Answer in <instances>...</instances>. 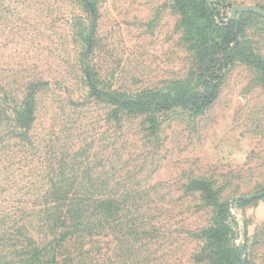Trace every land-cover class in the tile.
Here are the masks:
<instances>
[{"label": "rangeland", "instance_id": "obj_1", "mask_svg": "<svg viewBox=\"0 0 264 264\" xmlns=\"http://www.w3.org/2000/svg\"><path fill=\"white\" fill-rule=\"evenodd\" d=\"M175 1L0 0V97L35 104L29 141L1 145L6 259L33 246L37 264H264V18L231 19L233 7L264 0H203L217 26L238 23L248 59L224 64L200 110L195 99L213 84L188 29L210 22L198 4L186 24ZM207 26V45L220 42ZM91 85L179 104L115 110ZM53 184L73 199L40 227L30 206ZM219 206L228 231L210 240Z\"/></svg>", "mask_w": 264, "mask_h": 264}, {"label": "trees", "instance_id": "obj_2", "mask_svg": "<svg viewBox=\"0 0 264 264\" xmlns=\"http://www.w3.org/2000/svg\"><path fill=\"white\" fill-rule=\"evenodd\" d=\"M203 5L205 6V2L203 0H176L175 6L178 8L184 17V22L187 24L188 14H189V7L191 5ZM195 13L200 14V18L209 21L210 23H206L205 26L202 27H194L192 23H190V29H188V34L190 36H195L199 42L194 43L197 46V55H198V62L202 64L205 67V70L203 73L208 75L207 78L208 84L211 85L210 94H207L206 96H199L197 99H195L197 105V109L200 110L207 106L214 98L216 94V86L218 85V82L221 79V73L222 69L224 67V64H227L232 60V57L240 56V58H243L244 60L248 59L243 55V53H240V44L237 42L236 39V29L238 28V31L241 32V28L239 27L238 23L236 21H230L229 25L227 27H220L217 26L213 21V13H211L208 9H202L201 11L198 10ZM247 14H253L247 12ZM208 18V20H207ZM210 25V28H213L214 30H220L222 31V40L214 41L211 45H207V42L204 40L205 32L207 31L208 26ZM189 28V27H187ZM195 30V31H194ZM189 36V37H190ZM191 39V38H190ZM202 39V40H200ZM202 41V42H201ZM205 43V44H204ZM235 43V44H234ZM234 44L233 47L230 45ZM202 46V47H201ZM240 50V51H239ZM208 51V53H206ZM218 52V53H217ZM234 57V58H235ZM91 92L92 94L97 98L105 103L112 105L115 107V110H131V108H138L141 105H146L149 108H157V109H170L172 107H175L179 104V102L176 99H173L171 102H166L165 104L157 102V101H151L150 105L147 103H143L140 100H132L128 98H124L118 94H112L107 93L104 91H101L97 89L94 85H91ZM31 95V94H30ZM26 96L24 99L19 103H15L13 100L8 98V96L1 95L0 97V151H1V145L7 144L9 140H19L20 142H28L30 139L29 131L31 130L32 124L34 122V110H35V104L34 100L31 96ZM167 99V98H166ZM169 99V98H168ZM7 148V147H6ZM61 187L55 186V184L50 185L46 189L42 190L40 195V201L41 204H36L33 206H30L32 211L33 208H37V213L39 214V219H43L45 223H43L41 220L39 221L40 227L47 225V218H50V212L57 211L58 209V203L59 201H70L73 199L72 196H68V193H64V198L62 200H59V195L61 194ZM69 190H74L73 187H71ZM70 197V199H68ZM40 206V207H38ZM28 210V207L25 208V211ZM81 210V209H79ZM218 223L219 228L215 230L209 231L207 234L209 236L210 240H214L217 238L218 235L222 237L224 234L227 233L228 229L223 224L224 223V213L225 209L223 206H219L218 209ZM25 215V214H24ZM50 221V220H49ZM48 221V222H49ZM58 223V222H57ZM56 223V224H57ZM61 226H65L63 222H59ZM56 224H52L51 228L57 227ZM49 226V225H48ZM50 227V226H49ZM20 228L24 229V226H21ZM215 245L217 248L221 251L219 260H222V258H225L226 252L222 251L221 242L215 241ZM21 248L20 250H15L14 253L7 254V258L5 256H2L3 254L0 253V261L1 264H37L39 262V257L37 256V248ZM218 255V254H217ZM9 260V261H8ZM12 261L13 263H10ZM54 261V259H53ZM4 262V263H2ZM41 263V262H40Z\"/></svg>", "mask_w": 264, "mask_h": 264}, {"label": "water", "instance_id": "obj_3", "mask_svg": "<svg viewBox=\"0 0 264 264\" xmlns=\"http://www.w3.org/2000/svg\"><path fill=\"white\" fill-rule=\"evenodd\" d=\"M247 12L259 15L264 18V9L253 5H241L233 7L231 12V19H235L236 15L239 13Z\"/></svg>", "mask_w": 264, "mask_h": 264}, {"label": "crops", "instance_id": "obj_4", "mask_svg": "<svg viewBox=\"0 0 264 264\" xmlns=\"http://www.w3.org/2000/svg\"><path fill=\"white\" fill-rule=\"evenodd\" d=\"M258 215H259L260 219L264 220V211H261ZM260 215H262V216H260Z\"/></svg>", "mask_w": 264, "mask_h": 264}]
</instances>
